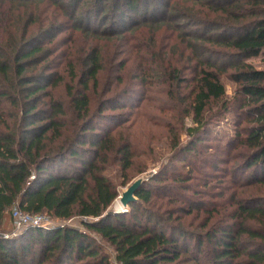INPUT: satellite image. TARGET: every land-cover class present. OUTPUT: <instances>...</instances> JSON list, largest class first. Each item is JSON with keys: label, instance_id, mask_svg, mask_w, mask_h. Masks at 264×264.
Wrapping results in <instances>:
<instances>
[{"label": "trees", "instance_id": "trees-1", "mask_svg": "<svg viewBox=\"0 0 264 264\" xmlns=\"http://www.w3.org/2000/svg\"><path fill=\"white\" fill-rule=\"evenodd\" d=\"M0 1V264H112L96 235L121 264H264V67L247 61L264 50V0L46 2L60 22L28 11L39 2ZM67 28L86 36L82 47L80 36L58 43ZM101 42L120 59L111 62L112 96L95 100L108 52ZM156 50L165 55L145 57ZM128 67L133 86L166 83L189 137L177 133L171 146L189 170L165 182L152 174L137 201L111 212L119 191L107 166L118 157L125 179L136 152L128 134L101 124L123 113L128 93L112 71ZM223 75L236 84L231 96ZM228 113L235 133L207 144L213 121ZM219 152L225 168L215 165ZM206 166L226 178L221 201L195 202L190 181L210 183ZM15 207L54 226L13 234Z\"/></svg>", "mask_w": 264, "mask_h": 264}, {"label": "rangeland", "instance_id": "rangeland-1", "mask_svg": "<svg viewBox=\"0 0 264 264\" xmlns=\"http://www.w3.org/2000/svg\"><path fill=\"white\" fill-rule=\"evenodd\" d=\"M55 0H29V2H39L40 5L37 6L35 3L29 6L28 11L35 12L37 14H42V18H47L52 20L53 18L56 21L60 22L62 20H66L63 15L53 13V9H48V4H51ZM2 2V1H0ZM8 2V1H5ZM10 6H7L9 8ZM1 8V7H0ZM13 9V8H12ZM25 14H21L19 17L24 16ZM1 18V17H0ZM64 22V21H63ZM66 24V23H63ZM66 26V25H65ZM61 31H57L54 37L56 40L60 39L58 43L62 44L65 42L64 40H68L70 37H79L77 45L75 47H82L85 44L86 36L82 34L72 33L71 29H60ZM17 35V33H15ZM82 35V36H81ZM53 37V38H54ZM52 38V37H51ZM96 42V41H94ZM104 45L105 49L108 52L104 53V62L105 69L104 73L100 78L99 87L94 94L95 97H108L112 96L111 92L106 93V88L108 86V82L110 80L109 73L112 70L111 62L119 58V55L114 53L112 50L111 43L101 42ZM65 46H62L61 49H65ZM112 49V50H111ZM163 52H155L146 53L145 57L147 59L150 58H158L160 56H164ZM123 56V55H121ZM120 59V58H119ZM118 60V59H117ZM248 62H251L258 68L264 67V50L258 55L253 56L247 59ZM131 62V60H130ZM153 66L157 67L155 64ZM113 75L116 76L118 73H121L122 81L119 83L118 90L119 94H127L125 98H123V102L125 106L123 107V113L118 117V119L114 122L102 123L101 126H110L114 131H121L123 134H128L130 137V141L134 145V149L136 155L134 157V165L131 169L126 172V178L122 175V169L120 167V163L118 161V157L113 159L111 163L107 166L106 174L114 180L117 184V189L119 194L117 198L113 201L112 205L108 208L111 212L118 210V200L120 197V193L126 189V187L131 184L135 179L140 176H144L148 173H164L165 177L161 182H165L171 180L177 172H184V174L188 173L189 167L187 166V161H185L182 156L175 157L176 153L174 148L171 146L172 142L177 133H179L181 141L184 143L188 140L187 133L183 130H180V125H178L179 119V109L174 107L176 104V100L169 98L167 93H164L166 88V83L158 81L155 79H148L143 85H132L136 84L135 82H131L136 72V69L121 70H113ZM222 81L224 82L228 96L233 95L236 84L231 81L225 75L222 76ZM131 86L133 87V92H131ZM93 96V95H92ZM116 96V95H115ZM123 96V95H120ZM95 100H97L95 98ZM94 101V99H93ZM177 106V105H175ZM97 103L92 102V108H96ZM216 108V107H215ZM119 111V109H118ZM186 125L192 122L191 117H187L185 119ZM169 125H172V129H169ZM184 128V127H183ZM235 133V124L233 122V115L228 113L223 117H219V119H215L212 123V127L210 132L206 135L207 144H211L213 146H218L219 143L225 141L231 135ZM220 141V142H216ZM121 144V143H120ZM205 150L207 158L213 157L215 151L213 147L206 148ZM221 151V150H220ZM200 156V155H199ZM224 153L219 152L217 161L215 165L220 168H225V165L221 164V158H223ZM203 158V154L201 155ZM183 162V163H182ZM194 165V164H193ZM205 163L203 164V166ZM200 166V164H199ZM204 174L209 178L210 183L203 182V178L201 179H192L190 181L191 186L199 191V196H194L195 198H199L195 202H201L200 198L205 200H214L226 198L228 196V192L225 189L226 178H223L222 171H218L214 167H204ZM208 172V173H206ZM150 178V177H149ZM127 180L126 184H123V181ZM155 183V181H154ZM188 195L192 194V191H184ZM215 196V197H213ZM224 196V197H221ZM228 201V199H227ZM208 202V201H207ZM122 208V207H120ZM125 209H128L125 208ZM124 208L121 209L125 210ZM9 219L11 223L13 222V218L9 215ZM69 224L79 226L80 218L73 217L72 219L67 220ZM10 224V223H9ZM92 233V232H91ZM94 234V233H92ZM97 242L101 246L102 250L106 252L109 257V260L112 264H115L116 252L112 246L108 243L100 242V237L96 235ZM95 264V263H90Z\"/></svg>", "mask_w": 264, "mask_h": 264}, {"label": "built area", "instance_id": "built-area-1", "mask_svg": "<svg viewBox=\"0 0 264 264\" xmlns=\"http://www.w3.org/2000/svg\"><path fill=\"white\" fill-rule=\"evenodd\" d=\"M14 232L17 234L22 229L27 226H41V227H52L54 226L55 221L42 213H30L22 211L21 209L15 207L12 212ZM115 264H121L117 261H114Z\"/></svg>", "mask_w": 264, "mask_h": 264}, {"label": "water", "instance_id": "water-1", "mask_svg": "<svg viewBox=\"0 0 264 264\" xmlns=\"http://www.w3.org/2000/svg\"><path fill=\"white\" fill-rule=\"evenodd\" d=\"M152 174L148 173L144 176L138 177L131 184H129L125 190L120 193L118 203L121 205L122 208L116 211H121V209L127 208L131 203L138 200L136 196L138 190L143 186L144 182L152 176Z\"/></svg>", "mask_w": 264, "mask_h": 264}, {"label": "bare ground", "instance_id": "bare-ground-1", "mask_svg": "<svg viewBox=\"0 0 264 264\" xmlns=\"http://www.w3.org/2000/svg\"><path fill=\"white\" fill-rule=\"evenodd\" d=\"M117 206L119 207L118 209H120L121 205H120V204H118Z\"/></svg>", "mask_w": 264, "mask_h": 264}]
</instances>
